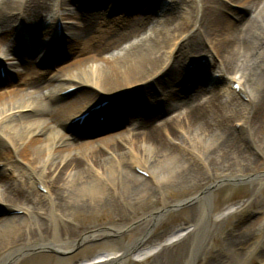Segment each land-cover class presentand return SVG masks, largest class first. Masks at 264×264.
Here are the masks:
<instances>
[{
    "label": "bare ground",
    "instance_id": "6f19581e",
    "mask_svg": "<svg viewBox=\"0 0 264 264\" xmlns=\"http://www.w3.org/2000/svg\"><path fill=\"white\" fill-rule=\"evenodd\" d=\"M73 1L0 0V54L22 66L15 73L18 80L29 75L25 56L35 52L46 63L50 49L63 39L66 54H88L63 71L54 68L50 89L35 78L25 82L26 89L0 93V207L20 212L0 219V264L16 256L13 264H46L37 257L45 252L52 253L49 264H264V216L256 233L249 232L253 224L246 225L241 217L249 208L238 203L226 214H214L211 190L258 168L241 140L264 157V0H229L246 5L249 17L235 14L223 0H168L166 6L179 15L158 19L150 35L132 41L146 31L151 15L126 18L122 27L108 32L97 28V12L89 13L82 1L73 6ZM108 2L107 14L117 4ZM71 15L77 21L68 25L64 18ZM22 21L29 23L37 47L20 57L19 47L7 36L17 32ZM44 34L48 41L40 39ZM182 48L185 54H174ZM199 57L206 58L211 75L223 79L217 91L198 85L193 93L179 95L176 88L169 89L167 106L149 100L150 114H142L144 107L125 98L135 87L148 98L151 85L187 82L189 70L182 68L179 77L175 65H195ZM67 87L81 91L75 101L53 108L71 94H59ZM119 102L122 113L134 112L133 125L98 143L85 142L93 134L89 121L99 123L93 117L102 114L106 122ZM96 104L82 123L72 120ZM77 135L81 137L74 142ZM217 167L221 170L216 173ZM210 170L213 173L207 174ZM191 180L198 187L176 203L163 193L169 185ZM197 197L202 210L189 230L150 232L161 212ZM91 207L103 210L99 221L83 222L84 209ZM141 219L131 229L135 237L128 240L131 231L124 227ZM210 223L212 242L197 258ZM226 224L232 230L224 235ZM95 244L103 245L97 257L70 255ZM214 247L219 253H212Z\"/></svg>",
    "mask_w": 264,
    "mask_h": 264
},
{
    "label": "rangeland",
    "instance_id": "374dc122",
    "mask_svg": "<svg viewBox=\"0 0 264 264\" xmlns=\"http://www.w3.org/2000/svg\"><path fill=\"white\" fill-rule=\"evenodd\" d=\"M81 1H82V4H84L87 7L89 13H93V12L98 13V15L95 18L97 22V28L99 29L103 27L105 30H108V32H111L112 28L119 29V27H122V24L127 22L124 20L126 18L131 19V17H137L143 13H144L143 15H149V16L151 15L152 17L150 19V23L148 24V28L146 29V31L142 32L141 35L138 37H135V36L132 37L131 41L150 35L152 32L151 28L157 24L158 19L165 20L166 16L179 15L178 10L176 9L173 10L170 7L166 6L165 2L168 0H121V1L115 0L117 4H115V6L113 5L112 7L116 9L111 11L108 14L105 11L107 7H109V4H110L108 2L109 0H100L97 2L96 1L91 2V0H79V2H77V0H74L72 4L73 6L74 5L76 6L78 5V3H81ZM223 2H225V5L228 6L229 9L233 10L235 14L236 13L242 14L245 17H249L250 11L246 5L241 4L239 2L235 3L229 0L228 1L223 0ZM147 7H150V8H147ZM143 8H145L144 9L145 11L143 10ZM122 9H126L127 11H122ZM124 13L126 14V16ZM64 19H66L64 22H66V24L68 25H70L71 24L70 22L72 21H77V19H75V17L72 15ZM1 21L2 19L0 20V22ZM64 34L66 37L68 38L70 37V34H68L67 32ZM113 35L114 34L112 33L111 38ZM47 36L48 35L44 34L40 39L44 38V40L48 41L49 38H47ZM7 38H8L7 40L11 41V43L14 42L15 46L19 47V50L17 51V54L19 53L18 56H20V54L23 55L25 51L32 52V49L37 47L35 46L34 36H32L31 27L29 26L28 22L26 23H24V21L18 22L17 32H15L13 35L9 34ZM65 41L66 39L65 40L63 39V42L58 43L59 45L50 49L49 51L50 57L47 58L48 61H46V63H42V61L37 57L35 52L29 55L27 54L28 56L27 57L25 56V58L29 60V62L27 63L28 71H29L27 73H29V75L26 74L25 80H18V77L15 74L19 70L22 71L23 69L22 66L18 65L15 62L16 59H9V58L7 59L4 57L3 54H0V66L2 67L4 66L6 69V71L3 72L0 76V93H6V91L8 92L16 91L17 88L26 89V87L28 86V83H25V82H29L30 80L35 79V78L36 79L39 78L38 80L44 81V84L46 83V85L49 84L48 86L49 89L52 88L53 86L52 84L55 81L54 80L55 79L54 68L61 69V71H63L65 66L72 64L76 59L83 57L85 54L88 55L85 52L79 55L75 53L73 55L66 54L67 44L65 43ZM127 44L128 43H124L123 45H127ZM185 50L187 49L182 48L181 50H176L174 54L176 53L185 54L186 53ZM93 52L96 53L95 50ZM198 60L200 62L195 63V65L193 64L190 65L188 62H182L181 64L179 63L180 66L177 64L175 65L176 70H178V75H180L179 77H183V75L179 73H183L184 67L189 70L188 74H186V77H187L186 80L188 79L187 82H183V84L167 83L163 85L162 87L156 84L151 85L149 90L151 89L150 92H152V96L148 98L146 94H142L141 91L135 87L133 91L137 90L135 91L136 94L132 93V95L125 96V98L127 97L128 99L135 101L136 102L135 106L144 107L142 114H145V112L150 114L149 111L151 109H150L149 100L156 99L160 101L159 103H162V102L165 103L164 97H168L169 89L176 88L177 90H179V92L177 91L179 95L189 94V92L193 93V89L197 88L198 85L199 87L207 86L208 92H211V93H213L214 90L217 91L220 88L218 87V85L222 83L223 79L220 76H217L216 73H213L212 75L210 74L211 66H208L207 64H205L206 58L202 57L200 59L199 57ZM53 61H54V64H53ZM8 80H11V81H8ZM188 85L189 86L193 85L194 87L188 91L186 90L187 88H189ZM84 89L86 90L88 89L91 92V87L90 88L85 87ZM80 91L81 90H77V89L72 91L70 95L65 96L64 100L53 103L54 104L53 108L59 107L61 103L66 105L69 102L75 101V97ZM91 94H94V93H91ZM88 95H90V93H88ZM122 100H125V99L122 98ZM78 101L79 102L81 101V103H84V105H86L85 102H83L81 99ZM119 105H120V102L117 103V106L114 110L115 113L111 114L110 117L106 120V122L103 121L104 118H102V116L101 118H99L97 114L96 116L93 117V120L98 119L100 121L99 123L97 122L93 124L92 122L89 121V124L91 125V128H92L90 130L93 132V134L92 135L89 134L88 136H86V138H84L85 142L87 141L97 142V140L105 139L109 136L116 135L119 132H123L126 130L127 127H129L130 125H133L132 124L133 123L132 114L134 115V112L126 111L125 113H122V110H120L121 106L119 107ZM165 106H167L166 103H165ZM62 112L64 111L61 110V113ZM112 112L113 111H111V113ZM171 113L167 115L163 114L162 117H164V115L166 117L170 115ZM165 117L163 119H165ZM237 130L239 131V129ZM175 132H179V131L176 129ZM79 137H81V135L79 136L77 135V137L73 139V141L75 142V140H77ZM162 137L165 139V141L166 140L168 142L170 141V143L173 144V142H171V140H169L168 137H165V135H162ZM240 137L241 136H238V139H240ZM240 143L243 144V147L245 148V150L248 151V153H250L254 158L257 159L258 168L254 172H251L252 174L250 173L246 178L237 179V180L230 179L229 181L226 182L228 183V185L225 187L220 186V185L218 186L212 185L211 190H212L213 202H214L212 211L214 214L222 215V214H226L227 212H229V210L236 208L238 206V203L244 204V206H246V208H249V209L244 210L241 217L243 218L244 223L246 222L245 223L246 225H249V223L253 224L249 228L250 229L249 232L250 231L255 232L259 226L258 224L259 219L264 216V157L260 156L259 152L257 151L254 152L253 147L249 143H246V142L244 143L242 140L240 141ZM96 145L98 147L101 146L100 144H96ZM215 169H216L215 170L216 173L219 170H221V168L219 167ZM243 170L247 171L246 168H244ZM232 171H237V170L232 169ZM211 173H213V171L210 170L207 174H211ZM233 173H236V172H233ZM194 181L191 180L188 182H184L182 184L169 185L168 187L163 189V193L168 199L176 203L177 200L187 197L186 193H189L190 191L198 187V185L194 183ZM248 204L250 205L247 207ZM201 210H202V205H201V201H199V197L193 200L189 199V201L187 200L179 201V203L176 204L174 207H172L170 211H163L160 213V216H159L160 218L157 219L151 225L150 232L152 231L154 233L155 232L156 233L157 232L166 233L164 231L170 230L171 228H174V227L181 228L182 232H186L187 230L190 229L191 226H193L192 224L194 222L196 223L199 220ZM84 211L86 215L82 221L86 223H92V222L99 221L97 218L101 216V214L103 213L102 209L93 208V207H91V209H84ZM19 213L20 212L16 211V209L12 211L10 210L7 211V209L3 208V206L0 207V219H2L3 217L7 215L19 214ZM185 216L191 217L190 220L188 221V218L186 219ZM234 219H235L234 217L230 218L229 222L230 220L234 221ZM142 221L143 220L141 219L140 221L133 222L129 226H125L123 231H126L129 234L131 229L141 224ZM226 225L227 226H225L223 230L221 231V233L222 234L224 233V235L227 233H230V231L232 230L229 224H226ZM213 231H214V224L210 223L205 233L206 236L202 240L201 246L196 252L197 258L202 257L203 249L206 247L208 243L211 244ZM260 233H261L260 236L262 239L261 241H263L264 243V229ZM135 235L136 233H134V231H131V233L127 236V239L132 240L135 237ZM153 237L158 238V240L156 241L160 242L161 239L157 235ZM102 246H103L102 244H95L93 246L85 245L83 248L73 250V252H71L70 255L89 254L92 256V258L97 257L99 256L98 252L101 250ZM260 247L264 248V244L260 245ZM185 251H186L185 246L184 247L182 246V248H180V252L184 254ZM212 253H219L218 248L214 247L212 249ZM50 255H52L51 252H45L44 255H39L37 257H40L41 259H43L44 262H46V264H49L50 261L48 260L47 257ZM134 257H136V255H134ZM18 258L19 257L17 256L14 257L8 262V264L15 263ZM34 263H31L29 261L25 262V264H34ZM138 264H146V263L145 261H143Z\"/></svg>",
    "mask_w": 264,
    "mask_h": 264
}]
</instances>
